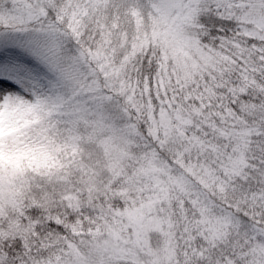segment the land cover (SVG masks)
I'll list each match as a JSON object with an SVG mask.
<instances>
[{"label":"snow or ice","instance_id":"obj_1","mask_svg":"<svg viewBox=\"0 0 264 264\" xmlns=\"http://www.w3.org/2000/svg\"><path fill=\"white\" fill-rule=\"evenodd\" d=\"M237 129L264 142V0H0V264H264Z\"/></svg>","mask_w":264,"mask_h":264},{"label":"rangeland","instance_id":"obj_2","mask_svg":"<svg viewBox=\"0 0 264 264\" xmlns=\"http://www.w3.org/2000/svg\"><path fill=\"white\" fill-rule=\"evenodd\" d=\"M162 91H163V89H162ZM235 131H236V135L239 137V144L241 145V148H242L241 155L243 156V154H244L243 147H245L247 145V143H249L255 137V134H253L250 131L245 130V129H237ZM244 162H246V161H244ZM193 163H195V156H193ZM240 164H241L240 160H234L233 161L234 168L239 167ZM158 207H159V205H158ZM164 207H170V206L166 202ZM128 211L131 212L134 210L129 209ZM161 211H162V213H161ZM161 214H162V216H161ZM153 215H154V217L162 220L161 228H159V229L153 228L152 230L154 232H156L157 235H160V233H161V240L163 241L164 233L167 231L168 217L166 216V213H164L163 207H160L159 213L155 212V210H154Z\"/></svg>","mask_w":264,"mask_h":264},{"label":"trees","instance_id":"obj_3","mask_svg":"<svg viewBox=\"0 0 264 264\" xmlns=\"http://www.w3.org/2000/svg\"><path fill=\"white\" fill-rule=\"evenodd\" d=\"M257 118L259 119V117H257ZM245 130H248L249 131V129H245ZM251 133H253V132H251ZM253 134H255V133H253ZM255 140H256V137H254L251 140V141H253V143L251 144V147L249 146V143H247V145L245 147H243V150H248L247 151L248 156H252V154H253V151L252 150L254 149L255 150L256 157L259 158V156H260L259 149L261 147V143H264V142H254ZM161 213H162V211H161ZM166 216L168 217V214L167 213H166ZM157 237L161 240V233H160V235H157ZM157 237H153V243H155Z\"/></svg>","mask_w":264,"mask_h":264}]
</instances>
